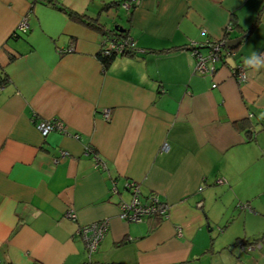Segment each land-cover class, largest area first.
Wrapping results in <instances>:
<instances>
[{"label":"crops","instance_id":"0c3cea01","mask_svg":"<svg viewBox=\"0 0 264 264\" xmlns=\"http://www.w3.org/2000/svg\"><path fill=\"white\" fill-rule=\"evenodd\" d=\"M42 1L0 0V264H264L263 246L224 238V209L212 205L264 199V67L244 63L264 60V0H141L131 10L128 0H51L127 30L140 52L107 68L104 35ZM24 17L28 33L12 39ZM225 38H242L233 57L213 77L196 74L191 48ZM239 63L240 83L230 72ZM53 119L66 134L43 137L36 125ZM129 181L168 217L119 219ZM102 220L89 258L78 230Z\"/></svg>","mask_w":264,"mask_h":264},{"label":"built area","instance_id":"2783aa9c","mask_svg":"<svg viewBox=\"0 0 264 264\" xmlns=\"http://www.w3.org/2000/svg\"><path fill=\"white\" fill-rule=\"evenodd\" d=\"M141 0H128L123 4L125 10H131L139 6ZM29 25L27 17H24L16 30L12 33L11 38L17 39L19 35H25L28 33ZM232 31L231 24L225 28V36ZM227 43V38L215 43L208 44L206 46H194L192 47V54L196 60V74L198 75H208L214 76L218 70V65L221 64L223 60L232 58L234 53L232 50H225ZM100 49L108 54L109 52H115L117 54L123 53L125 50H132L140 52L135 46V43L128 37L124 41H115L114 39L105 38L102 41ZM205 49V50H204ZM203 50L204 52H200ZM231 76L237 82H243L246 80V67L242 63L233 66L230 69ZM216 84L213 85V88ZM104 118L109 119V112H104ZM36 129L43 137H46L52 132H58L60 134H66V127L64 124L58 120H42L36 125ZM74 138L78 139L77 135ZM167 150V145L162 146V151ZM68 154L66 152H60V157L64 158ZM85 157H89L94 160L97 169H103L104 165L98 159L96 151L93 147L87 146L83 152ZM57 162V160L55 161ZM224 180H218L216 184H224ZM125 189L130 194L129 201H120L118 204V217L122 221L129 223H140L150 219H166L168 217V206L165 203L160 202L154 195H149L147 197H141V191L139 184L136 182H126ZM112 194H117L116 186L111 188ZM241 210H247V206H239ZM65 217L70 220H75V214L72 211H67ZM109 227L108 220H102L90 225L79 228L78 236H80L85 244L86 252L90 258L98 249L105 233ZM178 233L180 231L178 230ZM243 251L249 252L253 248L246 246L243 243L240 244ZM86 264H94L88 262Z\"/></svg>","mask_w":264,"mask_h":264},{"label":"rangeland","instance_id":"374dc122","mask_svg":"<svg viewBox=\"0 0 264 264\" xmlns=\"http://www.w3.org/2000/svg\"><path fill=\"white\" fill-rule=\"evenodd\" d=\"M232 200L231 197H225L223 199L224 208H221L219 205L220 203H217L216 205L212 204L218 215H220L222 209H224L226 218L221 220L220 226L222 227L227 224V235L224 238L227 241H232V247L237 236L240 240H247L249 243L255 239H259L264 234V199H260L259 201L261 207L250 206L251 208L247 210H241L238 207V202H233ZM241 204L245 205V203ZM244 216H246L245 222H243ZM254 216L257 217L254 218ZM245 236H247L246 239H244ZM259 245L264 247L262 243H259Z\"/></svg>","mask_w":264,"mask_h":264},{"label":"trees","instance_id":"16d2710c","mask_svg":"<svg viewBox=\"0 0 264 264\" xmlns=\"http://www.w3.org/2000/svg\"><path fill=\"white\" fill-rule=\"evenodd\" d=\"M38 1H40V0H32V5L37 3ZM42 2L54 7L55 9H57L60 12H63L72 21H74V22H76L78 24L86 25L88 27L96 29L97 31H100L104 35V38L114 39L116 42L117 41H124L125 39L128 38L127 30L118 31L117 29L116 30L114 29V30H111V31H105L104 28L102 26H100L99 24H97L95 22L94 23L88 22V19H87V17L85 15H80V14H77V13L72 12L70 10H67L62 5L55 4L51 0H43ZM254 24H256V22H254ZM247 32H249V31H247ZM191 50H192V48H191ZM225 50H229V49L225 48ZM199 51L200 52L201 51L204 52L203 50H199ZM136 54H137V52L136 51H132V50H128V51L125 50L121 54H117L115 52H109L108 54H105L100 49V51H99L97 56H98V59L100 60V62L102 63V65L104 66V68H107L114 61V59L116 57L124 56V55H129V56L133 55L134 56ZM225 63H226V61L223 60L221 62V64L218 65V67L221 66V65H224ZM243 65L245 67V64H243ZM155 219H158V218H155ZM150 220H152V219H150ZM259 243H262V245H264V234L259 239H255L251 243H248V244H250V245H254V244L257 245L258 244L259 245Z\"/></svg>","mask_w":264,"mask_h":264},{"label":"clouds","instance_id":"9594fccd","mask_svg":"<svg viewBox=\"0 0 264 264\" xmlns=\"http://www.w3.org/2000/svg\"><path fill=\"white\" fill-rule=\"evenodd\" d=\"M244 63L249 67H252L254 70H259L261 67H264V60H262L256 53H253L252 57L245 59Z\"/></svg>","mask_w":264,"mask_h":264},{"label":"water","instance_id":"95a60500","mask_svg":"<svg viewBox=\"0 0 264 264\" xmlns=\"http://www.w3.org/2000/svg\"><path fill=\"white\" fill-rule=\"evenodd\" d=\"M116 29H117L118 31H120V29L115 28V30H116ZM241 40H242V38H239V39H237V40H230V41H227V43H226V48L232 50V49L235 47V45H237Z\"/></svg>","mask_w":264,"mask_h":264}]
</instances>
